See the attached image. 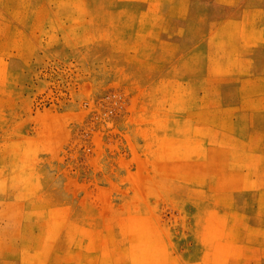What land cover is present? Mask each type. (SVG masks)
<instances>
[{"label":"rangeland","instance_id":"rangeland-1","mask_svg":"<svg viewBox=\"0 0 264 264\" xmlns=\"http://www.w3.org/2000/svg\"><path fill=\"white\" fill-rule=\"evenodd\" d=\"M0 264H264V0H0Z\"/></svg>","mask_w":264,"mask_h":264}]
</instances>
